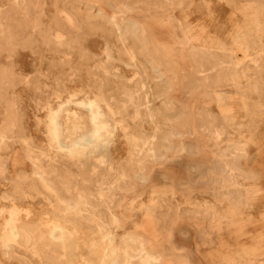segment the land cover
Instances as JSON below:
<instances>
[{
	"label": "rangeland",
	"instance_id": "rangeland-1",
	"mask_svg": "<svg viewBox=\"0 0 264 264\" xmlns=\"http://www.w3.org/2000/svg\"><path fill=\"white\" fill-rule=\"evenodd\" d=\"M0 264H264V0H0Z\"/></svg>",
	"mask_w": 264,
	"mask_h": 264
},
{
	"label": "bare ground",
	"instance_id": "bare-ground-1",
	"mask_svg": "<svg viewBox=\"0 0 264 264\" xmlns=\"http://www.w3.org/2000/svg\"><path fill=\"white\" fill-rule=\"evenodd\" d=\"M142 29V28H141ZM144 30V29H143ZM240 44V43H239ZM237 46V45H236ZM239 47V46H238ZM241 48V47H240ZM237 49H239V48H237ZM242 49V48H241ZM242 51H244V50H242ZM247 51V50H246ZM249 51V50H248ZM241 54V53H240ZM238 59L240 60L241 58H239L238 57ZM237 59V60H238ZM247 59V58H246ZM98 140V136H95V137H86V138H84V139H82L79 143L80 144H83V145H88V144H90V143H94V142H96ZM183 144V143H182ZM182 150H185V145L183 144L182 145ZM207 166H208V163H207ZM216 173H218V172H216ZM219 178V177H218ZM217 178V179H218ZM221 178V177H220ZM223 178V177H222ZM221 178V179H222ZM65 217V216H64ZM38 226V225H37ZM55 226H57V225H55ZM25 230V229H24ZM26 231V230H25ZM22 232H23V229H22ZM52 232V231H51ZM26 234V233H25ZM28 234V233H27ZM26 234V235H27ZM13 235H15V234H13ZM53 237L54 238H57V235H56V233H53ZM28 242V241H27ZM36 247V246H35ZM73 253V252H72ZM184 256H186V254L184 255ZM189 258V257H188ZM190 259V258H189Z\"/></svg>",
	"mask_w": 264,
	"mask_h": 264
}]
</instances>
